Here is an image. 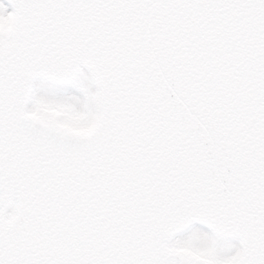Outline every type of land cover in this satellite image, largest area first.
<instances>
[{
    "label": "snow or ice",
    "instance_id": "1",
    "mask_svg": "<svg viewBox=\"0 0 264 264\" xmlns=\"http://www.w3.org/2000/svg\"><path fill=\"white\" fill-rule=\"evenodd\" d=\"M9 3L0 264H264V0Z\"/></svg>",
    "mask_w": 264,
    "mask_h": 264
},
{
    "label": "rangeland",
    "instance_id": "2",
    "mask_svg": "<svg viewBox=\"0 0 264 264\" xmlns=\"http://www.w3.org/2000/svg\"><path fill=\"white\" fill-rule=\"evenodd\" d=\"M0 4L4 5V7H5V9H6L7 11H10V6L6 3L5 0H0ZM192 227H194V228H200V229H203V230L207 231L206 228H204V227H202V226H199V225H193Z\"/></svg>",
    "mask_w": 264,
    "mask_h": 264
},
{
    "label": "water",
    "instance_id": "3",
    "mask_svg": "<svg viewBox=\"0 0 264 264\" xmlns=\"http://www.w3.org/2000/svg\"><path fill=\"white\" fill-rule=\"evenodd\" d=\"M9 2V0H7ZM11 5V4H10Z\"/></svg>",
    "mask_w": 264,
    "mask_h": 264
},
{
    "label": "clouds",
    "instance_id": "4",
    "mask_svg": "<svg viewBox=\"0 0 264 264\" xmlns=\"http://www.w3.org/2000/svg\"><path fill=\"white\" fill-rule=\"evenodd\" d=\"M0 26H3V25H0Z\"/></svg>",
    "mask_w": 264,
    "mask_h": 264
}]
</instances>
